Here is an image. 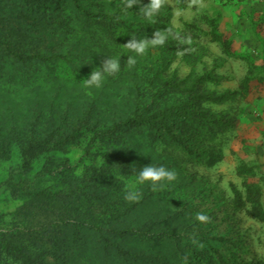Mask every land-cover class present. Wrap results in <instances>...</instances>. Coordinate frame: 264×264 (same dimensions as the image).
I'll use <instances>...</instances> for the list:
<instances>
[{
    "label": "rangeland",
    "instance_id": "rangeland-1",
    "mask_svg": "<svg viewBox=\"0 0 264 264\" xmlns=\"http://www.w3.org/2000/svg\"><path fill=\"white\" fill-rule=\"evenodd\" d=\"M93 1L96 0L62 2L74 14L87 12L85 18L90 26L85 30L74 18L72 24H54L47 34L42 33L50 46L55 45L56 52H51L50 46L45 50L54 60L46 63L31 60L25 67L18 63L0 67V143L4 145L0 154V184L21 165L17 141L28 138L36 130L58 129L59 133L67 134L71 126L85 117L91 125L107 126L132 113L134 105L152 101L168 81L192 84L199 77L211 74L220 80L204 84L203 90L236 92L221 105H202L222 112L231 120L229 128L216 135L212 144L222 155L221 162L209 168L202 162L172 161L163 157V150L156 152L161 145H150L146 138L139 137L136 143L132 139L129 140L132 144L127 145L134 147L130 166L138 171V163L144 166L152 163L176 171L177 179L164 189L153 190L144 185L140 190L160 195L165 204L173 205L170 213H177L186 223L198 221L199 213L217 220L225 216L224 208L229 207L233 197L231 185L242 189L245 180L260 185L264 205V73H260L264 65V0H184L183 6H178L176 0H166L165 8L154 22L136 14L148 0H141L140 5L126 12L121 11L125 0H98L95 4ZM110 15L117 17H111V32H106L99 23L102 17ZM207 19L215 21L218 33L230 42L237 58L228 57L211 40ZM157 30L170 32L165 46L150 48L132 66L122 54V71L117 76L106 79L99 89L85 88L83 80L93 68L101 67L107 56L122 51L131 55L124 46L130 36L151 39ZM244 77L250 79L246 93H242L240 86ZM164 99L170 103L176 101L170 92ZM85 144L82 139L75 140L61 149L39 155L30 174L43 172L47 184L65 194L78 189L80 179L97 168L83 159ZM241 167L251 172L239 175ZM46 203L72 218L89 210L78 201L49 199ZM20 204L21 201L0 188V215H6L9 220ZM234 217L240 238L246 239L252 253L264 261V226L244 213ZM226 228L232 231L234 225ZM62 234L70 242L76 238ZM80 239L84 242L81 249L72 243L65 246L63 241L60 246L46 245L40 249L26 244L25 249L32 255L42 254L45 264H107V258H99L85 243L84 236Z\"/></svg>",
    "mask_w": 264,
    "mask_h": 264
},
{
    "label": "trees",
    "instance_id": "trees-1",
    "mask_svg": "<svg viewBox=\"0 0 264 264\" xmlns=\"http://www.w3.org/2000/svg\"><path fill=\"white\" fill-rule=\"evenodd\" d=\"M65 1L0 0V67L14 63L25 67L31 60L39 63L54 60L52 54L45 52L50 44L41 36L52 30L54 24L69 25L76 18L82 28L88 30L90 23L85 18L88 13L77 11L74 14L62 3ZM176 3L183 6L184 0H176ZM111 17L117 16L102 17L99 25L103 31L111 32ZM207 22L211 40L218 43L228 57L237 58L230 42L218 33L215 21L207 19ZM49 48L56 52L55 45ZM251 69L249 64L248 71ZM260 73H264V65ZM219 80L218 76L205 74L192 84L168 81L163 89H158L152 101L134 105L132 113L110 125H91L89 118L85 117L71 126L67 134L59 133L58 129L36 130L28 138L19 139L22 157L19 170L10 172L0 184V188L8 191L13 199L21 201L9 215V220L6 215H0V264H45L42 254L32 255L25 245L40 249L63 241L65 246L72 243L81 249L82 236L99 258H107V264H264L252 253L249 242L240 238L234 217L244 213L264 226V205L258 183L245 180L242 189L231 185V203L224 208L225 216L218 220L209 217L207 222L192 220L187 223L177 213H170L173 205L165 204L160 195L140 190L139 201L127 202L123 198L125 184L119 185L125 179H132L130 170L135 169L130 166L133 163L130 159L134 147L127 145L132 144V139L136 143L139 137L146 138L150 145L158 143L163 146V157L172 161L202 162L209 168L221 162L222 155L212 144L216 135L229 128L231 120L222 112L202 107L221 105L235 96L236 92L203 90L204 84ZM249 81L244 77L240 85L242 93L247 92ZM168 92L175 102L164 99ZM80 139L86 143L83 159L96 164L97 168L80 179L78 189L65 194L48 185L43 172L30 174L33 161L39 155ZM3 147L0 143V154ZM143 166L138 163V171ZM120 169L121 174L127 176H120ZM250 172V169L241 167L238 174ZM49 199L78 201L89 210L74 218L68 217L48 205ZM216 221V225L210 228ZM230 225H234L232 231L226 228ZM62 233L76 238L70 242ZM61 248L69 247L61 245ZM7 257L9 261H6Z\"/></svg>",
    "mask_w": 264,
    "mask_h": 264
},
{
    "label": "clouds",
    "instance_id": "clouds-1",
    "mask_svg": "<svg viewBox=\"0 0 264 264\" xmlns=\"http://www.w3.org/2000/svg\"><path fill=\"white\" fill-rule=\"evenodd\" d=\"M141 0H125L122 12L131 11L134 5H140ZM166 0H148L147 4L140 6L138 14L142 19L148 22H154L155 19L161 14L165 8ZM170 36L168 30H157L154 32L151 39H136V36H130L131 39L124 45L131 55L125 52H119L115 56H107L101 67L93 68L90 75L84 79L85 88L103 87L106 79L115 77L122 71L121 56L126 55V63L129 66L135 65L137 58L146 55L150 48L163 47L167 43ZM163 148L160 146L156 149L159 153ZM132 179L127 180L123 198L127 202H137L141 199L140 188L144 185L150 186L153 190H162L167 185H171L177 179V173L174 169L167 168L163 165H153L152 163L147 166L140 167L139 171L130 170ZM120 176H127L121 174ZM196 219L201 222H207L209 217L203 213H199Z\"/></svg>",
    "mask_w": 264,
    "mask_h": 264
}]
</instances>
